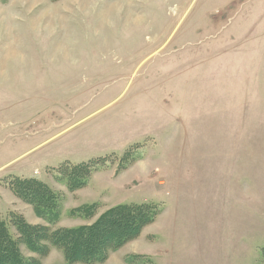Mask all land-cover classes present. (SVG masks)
<instances>
[{"label":"rangeland","instance_id":"rangeland-1","mask_svg":"<svg viewBox=\"0 0 264 264\" xmlns=\"http://www.w3.org/2000/svg\"><path fill=\"white\" fill-rule=\"evenodd\" d=\"M70 191L61 170L90 163ZM34 178L52 225L10 189ZM154 221L96 264H264V0H0V215ZM94 206L93 217L77 210ZM47 246L40 264H68ZM81 264V263H76Z\"/></svg>","mask_w":264,"mask_h":264},{"label":"trees","instance_id":"trees-1","mask_svg":"<svg viewBox=\"0 0 264 264\" xmlns=\"http://www.w3.org/2000/svg\"><path fill=\"white\" fill-rule=\"evenodd\" d=\"M92 168L91 162L78 164L61 170L60 176L66 177L67 187L73 191L86 184ZM9 186L17 198L33 208L38 218L49 225L57 221L56 197L45 183L34 178L13 177ZM84 209L77 211L87 218L93 217L94 206ZM156 214V209L147 204L118 205L101 213L90 225L50 230L27 225L19 215L12 213L10 224L15 228L17 238L10 233L0 215V264H40L20 253V245H24L32 253L45 255L47 246L40 242L62 251L68 264L101 263L110 252L135 239L143 227L154 221Z\"/></svg>","mask_w":264,"mask_h":264}]
</instances>
